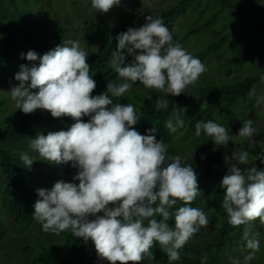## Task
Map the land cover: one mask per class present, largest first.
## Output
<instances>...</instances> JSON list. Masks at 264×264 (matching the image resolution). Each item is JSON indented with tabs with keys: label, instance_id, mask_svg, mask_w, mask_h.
Returning <instances> with one entry per match:
<instances>
[{
	"label": "clouds",
	"instance_id": "clouds-1",
	"mask_svg": "<svg viewBox=\"0 0 264 264\" xmlns=\"http://www.w3.org/2000/svg\"><path fill=\"white\" fill-rule=\"evenodd\" d=\"M120 2L91 0V5L107 13ZM145 19L139 28L129 27L116 36L110 65L125 82L108 81L105 92L91 95L96 82L87 63L89 53L79 41L66 40L40 56L33 50L21 53L28 61L39 60V65L21 64L15 74L19 83L10 90L15 108L25 114L44 109L54 118L70 116L75 120L67 131L38 133L31 141V148L43 160L71 162L77 169L72 181H79L59 180L50 190L38 189L33 219L45 232L59 234L71 229L84 242L90 239L98 255L110 264H139L145 255L154 260V242L164 248L171 264L180 260L179 250L200 227L209 224L202 209L189 206L201 195L194 167L183 163L184 156L167 154V145L153 135L157 129L152 127L146 129L147 134H140L133 126L143 114L138 115L132 104L114 103L109 96L122 97L137 81L146 89L179 96L206 71L199 58L173 41L163 17L148 15ZM125 52L134 56L131 63L125 64ZM254 94V90L250 92ZM168 104V99L159 98L156 108ZM83 117L89 119L85 122ZM182 126L179 113L175 124L172 119L165 122L171 132ZM195 130L197 135L203 132L211 137L217 147H227L231 141L228 129L212 120L197 121ZM257 133L252 119L244 121L238 130L239 136L253 143ZM193 156L194 151L192 160ZM20 159L29 168L35 160L27 154H21ZM224 161L227 172L220 188L225 191L222 206L228 222L239 226L259 218L264 223V170L254 164L241 169L240 165L250 164L246 150L233 151L231 156H224ZM177 201L184 206L173 214L170 209ZM157 215L161 219L153 218ZM173 215L174 229L167 223ZM244 239L251 250L244 257L247 264L260 250L259 234L246 229ZM207 259L205 254L202 264H207ZM232 264L240 261L234 259Z\"/></svg>",
	"mask_w": 264,
	"mask_h": 264
},
{
	"label": "trees",
	"instance_id": "trees-1",
	"mask_svg": "<svg viewBox=\"0 0 264 264\" xmlns=\"http://www.w3.org/2000/svg\"><path fill=\"white\" fill-rule=\"evenodd\" d=\"M123 1L121 0V2ZM187 1L190 0H179L173 6H168L155 13L147 11L130 12L121 16L115 24H111L108 21L94 24L91 27V33L98 42L92 46L94 49L88 52L89 55L87 57L90 75L96 82V87L91 95L96 96L105 92L108 81L116 84L120 82L118 73L110 65L111 53L116 48V36L119 33L127 31L129 27L139 28L146 21L145 17L148 15L153 18L163 17V22L170 31L174 10L180 8ZM206 1L207 3L209 2V0ZM218 1L224 7L228 8L231 6V0ZM236 1L243 5L242 11H238V13L247 19L256 21L264 34V23L261 21V19H264V2L260 0ZM215 16L216 13H213L208 16L205 24L198 27H190L187 32L188 35L201 29H209ZM211 30L218 32L215 29ZM63 32L64 28L62 25L59 24L58 20H54L53 39L58 40L63 35ZM0 34H2L0 36V57L12 56L15 49L20 50V55L33 50L38 56L53 49L48 41L41 39L26 28L9 26L2 20H0ZM227 35L226 33L221 34L217 39L211 41L201 51V54L203 53L204 55L207 52H215L220 49ZM87 50H90V48ZM260 54L261 50L257 49V47H249L245 49L244 56L241 59L234 58L231 62L237 63L259 59ZM125 55V64L134 60L133 55H127L126 52ZM21 60L22 64L29 66L32 64L39 65V60L28 61L22 56ZM263 78L264 64L255 75H246L229 83H223L211 88L202 87L196 91L186 88L185 92L179 96H170L164 92L143 88L132 96L127 93L119 98L111 97L110 93L109 96L114 103L132 104L138 115L142 113L143 115L133 127L142 135L147 134L146 129L152 127L157 129V132L153 133V135H155L157 140H161L167 145V154L173 156L180 154L177 145L172 142V133L165 127L167 120L172 119L175 124L176 113H179V118L183 120V126L187 127L185 134L183 133V136H185L189 133L190 128L195 127L194 125L199 118L202 117L203 122L210 120L212 104L220 101V109L225 121L233 123L236 117L237 105L245 104L254 97V95H250L252 87L256 81ZM149 95L151 100L147 99ZM159 98L169 100L166 108H156V102ZM196 110L200 111L196 112ZM71 121L72 118L70 116L54 118L50 112H39L31 115L23 114L18 123L6 125L0 129V241L5 236L6 231L11 228L16 229V233H12L8 238L10 246L17 248L15 252L7 253L9 259H15L13 264H110L107 259L98 255L90 239L84 242L82 238L76 237L71 229L59 234L47 233L43 231L42 225L33 219V206L39 199L37 190L41 188L50 190L54 183L59 180L71 182L77 169L73 168L70 170L72 168L70 162L56 164L43 160L38 152L31 148V141L35 139L38 133L47 135L48 132L59 131L64 123H70ZM253 139L255 142L253 143L250 140L245 145V150L254 161L249 165H240L242 170H246L252 164L258 170H264V162H261V160H264V141L258 139L257 136H254ZM17 143H20L22 151H18L20 148L13 150L16 148L15 145ZM21 154H27L35 158L30 168L23 164L20 159ZM183 163L194 167L197 173L198 188L201 193L189 206L198 208L197 200H200L201 209L204 211L205 207L208 206L204 203L207 195L210 194L211 197L213 195L219 200L223 199L225 191L220 188V183L227 172V165L217 152L210 151L208 157L202 160H192V158L186 157ZM217 181L219 182L218 186H210V182ZM180 206H184V202L177 201V204L170 209V212L174 214ZM98 214L102 215L103 213ZM93 218L89 217V219ZM153 218L161 219L159 215ZM258 219L249 222V224L233 226L228 222V214L223 216L211 228V235L208 239L194 238L196 232L187 241L183 248L179 250L181 256L179 261L185 264H202L201 258L206 254L208 258L207 264H218L224 251L230 252L234 247L246 244L244 232L246 229L250 231L251 224L258 221ZM167 223L174 229V215L170 216ZM145 226H147V220L145 221ZM0 248H3L1 243ZM151 252H153L156 260L166 255L164 248L158 242H154ZM177 264L179 263L177 262Z\"/></svg>",
	"mask_w": 264,
	"mask_h": 264
},
{
	"label": "rangeland",
	"instance_id": "rangeland-1",
	"mask_svg": "<svg viewBox=\"0 0 264 264\" xmlns=\"http://www.w3.org/2000/svg\"><path fill=\"white\" fill-rule=\"evenodd\" d=\"M260 1L264 2V0ZM178 2L179 0H124L107 13H101L92 7L91 0H0V20L9 26L26 28L41 39L48 41L53 49L66 40H74L79 41L80 46L85 51L91 52L94 49L92 46L98 42L91 33V27L94 24H98L101 21L115 24L124 14L143 11L155 13ZM230 3L231 6L227 8L222 6L218 0H209L208 3L206 0H190L173 12L172 25L170 26L173 41L180 43L194 57L199 58L206 68V71L200 75L195 84H190L186 87L189 90L196 91L202 87H216L223 83L241 79L246 75H255L264 64V34L260 30L258 23L238 13V11L241 12L243 9V5L238 1L231 0ZM230 8H234L235 12H232ZM213 13H216V16L210 28L218 32L206 28L188 35L187 32L190 27H198L205 24L208 16ZM54 20H58L59 24L64 28L63 35L58 40H54L52 37ZM261 21L264 23V19H261ZM145 23L146 21L142 25ZM224 33L228 35L220 49L215 52H207L204 55L203 53L201 54V51L211 41ZM249 47H257V49L261 50L259 59L237 63L231 62L234 58L241 59L244 56L245 49ZM88 48L90 50H87ZM21 64L19 49H15L10 57H0V129L6 125L18 123L20 117L25 114L20 109L15 108V102L10 95V90L19 83L15 79V74L20 70L19 66ZM118 79L121 83L125 82L120 77ZM141 88L146 89L142 83L137 81L133 84L132 89L126 93L132 96ZM253 90L255 94L250 101L237 105L236 117L233 123L225 121L220 109V101L214 102L211 106L210 120L228 129L231 141L228 142L227 147L215 146L211 137L203 135V132L202 135H197L195 127L190 128L189 133L183 136L187 127L182 126L178 127L176 132L170 131L173 135L172 142L177 145L179 154L191 158V153L194 151L193 159L202 160L208 157L210 151H215L224 160V156H231L233 151L245 150V145L250 140L239 136L238 130L247 119L253 120V127L258 132L255 136L264 141V78L256 81L252 87ZM32 91H37V89H32ZM199 111L196 110V112ZM39 112L46 113L48 111L36 109L29 115ZM82 119L86 122L89 118L83 117ZM197 121H203V118L201 117ZM74 122L75 120L72 118L70 123H64L61 126V130L67 131ZM15 146L16 148L13 150L19 149L20 143ZM18 151H22V149L20 148ZM249 160L250 163L254 161L251 156H249ZM72 169L73 167L70 168V170ZM71 182L79 183V181ZM210 183V186L219 185L218 181ZM197 201V206L201 209L200 200ZM222 201L223 199L219 200L213 195L211 197L210 194L206 196L204 203L208 206H204V212L209 218V224L206 228L200 227L194 238L208 239L211 235V228L217 224L219 219L227 215L226 210L222 206ZM250 232L259 234L260 250L256 252L255 259L248 261L247 264H264V223H261L260 219H258V221L251 224ZM12 233L15 234L16 229L11 228L6 231L5 236L0 241L3 246V248H0V264L14 263L15 259H9L7 255V253L15 252L17 249L14 246H10L8 242V238ZM250 251L246 244L236 246L230 252L224 251L218 264H232L234 259H238L240 264H245L244 257ZM157 260L155 257L152 260L145 255L139 264H169L167 255L161 257V259L157 258ZM177 262L185 264L179 260L171 263L177 264Z\"/></svg>",
	"mask_w": 264,
	"mask_h": 264
},
{
	"label": "water",
	"instance_id": "water-1",
	"mask_svg": "<svg viewBox=\"0 0 264 264\" xmlns=\"http://www.w3.org/2000/svg\"><path fill=\"white\" fill-rule=\"evenodd\" d=\"M231 10H233V11H235V9L234 8H230Z\"/></svg>",
	"mask_w": 264,
	"mask_h": 264
}]
</instances>
